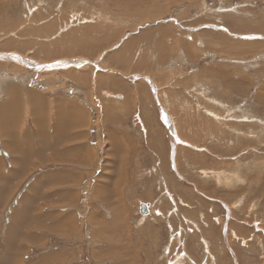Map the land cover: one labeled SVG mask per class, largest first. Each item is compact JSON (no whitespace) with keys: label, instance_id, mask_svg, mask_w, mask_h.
Returning a JSON list of instances; mask_svg holds the SVG:
<instances>
[{"label":"rangeland","instance_id":"obj_1","mask_svg":"<svg viewBox=\"0 0 264 264\" xmlns=\"http://www.w3.org/2000/svg\"><path fill=\"white\" fill-rule=\"evenodd\" d=\"M10 85L81 104L97 151L39 159L60 226L27 258L264 264V0H0V101ZM28 180L0 264H21L4 233Z\"/></svg>","mask_w":264,"mask_h":264},{"label":"crops","instance_id":"obj_2","mask_svg":"<svg viewBox=\"0 0 264 264\" xmlns=\"http://www.w3.org/2000/svg\"><path fill=\"white\" fill-rule=\"evenodd\" d=\"M7 90V95L0 101V139L5 148L13 154L14 162L11 168H7L0 157V221L10 203L9 200L24 181L29 180L13 211L10 212L12 224L5 230V243L14 246L16 250L12 257L13 263L50 264V256L54 253H41L45 250L27 258L32 249L44 248L49 237L47 231L54 233L56 225L60 226V215L55 210L47 212L45 209V190L41 185L45 180L51 179L50 182L55 186L54 179L62 178L59 170H49L43 174L39 159L48 151L61 153L62 150H82L85 158L84 163L79 165L92 167L97 151L88 141L89 117L81 104L70 103L61 96L47 97L41 91L17 85L8 86ZM80 136L82 143H75L73 139ZM15 161H18L16 166ZM46 163L48 162L45 161ZM15 167H19L21 171L16 173ZM53 192L50 194L54 198L56 195ZM15 233L17 244L10 240ZM0 237L2 238L1 226ZM115 247L118 248L112 246ZM127 260L129 259L126 258ZM7 262H10V259Z\"/></svg>","mask_w":264,"mask_h":264}]
</instances>
